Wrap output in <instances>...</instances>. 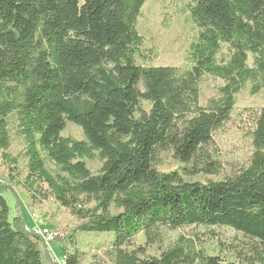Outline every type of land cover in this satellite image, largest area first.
I'll return each mask as SVG.
<instances>
[{"label":"trees","instance_id":"trees-1","mask_svg":"<svg viewBox=\"0 0 264 264\" xmlns=\"http://www.w3.org/2000/svg\"><path fill=\"white\" fill-rule=\"evenodd\" d=\"M187 1L196 33L190 66L180 70L137 61L145 0H0V114L25 118L22 187L32 200L54 198L77 220L72 232L112 233L114 264H239L182 237L158 257L125 249L155 225L227 226L264 245V107L238 174L190 183L154 168L157 154L172 150L194 173L218 172L219 163L200 158L202 146L228 120L241 88L264 89V0ZM203 75L223 85L200 106ZM67 122L81 128L83 140L61 135ZM94 157L102 162L97 174L83 161ZM2 189L0 264H51L21 217L9 219ZM63 255L66 264H79L77 252L62 248ZM252 255L248 264H264V249L254 245Z\"/></svg>","mask_w":264,"mask_h":264},{"label":"rangeland","instance_id":"rangeland-1","mask_svg":"<svg viewBox=\"0 0 264 264\" xmlns=\"http://www.w3.org/2000/svg\"><path fill=\"white\" fill-rule=\"evenodd\" d=\"M83 1L80 0V4ZM136 29L143 37V43L138 49L139 63L148 66H173L180 70L190 66L187 54L196 27L190 19L187 0H145L136 21ZM247 64L252 65L251 54H248ZM222 85L221 79L203 75L198 84L199 105L205 106L210 97L217 95L218 88ZM141 107L147 111L150 104L142 101ZM262 107L264 89L252 94L246 85L235 95V105L228 120L212 133L211 140L201 148L200 158L205 155L209 161L219 163L218 172L194 173L191 162H180L172 150L159 152L154 168L159 173L174 174L179 180L190 183L225 180L238 174L248 165L253 150L251 133ZM24 120V116L18 112L0 114V185L5 188L1 193L9 205V219L21 217L26 229H32L36 221L53 230L57 238L51 244V249L58 258H61L63 248L68 253L77 252L79 264H114L112 233L72 232L77 220L54 198L39 196L32 200L22 187L21 182L27 173L22 135ZM61 135L75 140L84 139L81 128L71 122H67ZM6 155L14 158L16 163L9 164L5 160ZM83 161L91 174H97L102 166L97 157ZM46 168L51 173L58 172V168L50 162H46ZM9 172L13 177L8 175ZM42 186L46 188L45 184ZM110 211L117 212L113 207ZM68 234L71 237H67ZM179 237L190 240L207 255L219 256L224 262L248 264L253 256L254 245L264 249V245L231 227L204 225L177 229L155 225L133 236L125 249L141 250L137 253L140 259L158 257L162 250L173 246ZM43 254L46 257L45 250ZM47 254L49 256L48 251ZM43 261L48 264L45 258Z\"/></svg>","mask_w":264,"mask_h":264},{"label":"built area","instance_id":"built-area-1","mask_svg":"<svg viewBox=\"0 0 264 264\" xmlns=\"http://www.w3.org/2000/svg\"><path fill=\"white\" fill-rule=\"evenodd\" d=\"M34 236H38L41 239V246L49 253L51 264H66V257L63 255L61 258L55 256L51 249V244L56 241L57 234L50 228L43 227L41 224L34 221V227L27 229Z\"/></svg>","mask_w":264,"mask_h":264},{"label":"crops","instance_id":"crops-1","mask_svg":"<svg viewBox=\"0 0 264 264\" xmlns=\"http://www.w3.org/2000/svg\"><path fill=\"white\" fill-rule=\"evenodd\" d=\"M61 256H62V254H61Z\"/></svg>","mask_w":264,"mask_h":264}]
</instances>
